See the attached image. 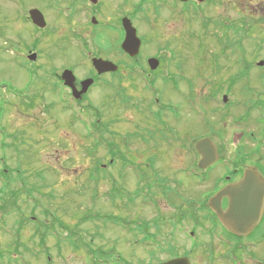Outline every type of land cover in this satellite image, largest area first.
Returning a JSON list of instances; mask_svg holds the SVG:
<instances>
[{
  "label": "rangeland",
  "instance_id": "obj_1",
  "mask_svg": "<svg viewBox=\"0 0 264 264\" xmlns=\"http://www.w3.org/2000/svg\"><path fill=\"white\" fill-rule=\"evenodd\" d=\"M69 1L0 0V174L8 169L7 176L10 177L7 181L0 175V205L5 207L0 211L6 212V215L1 212L0 220V241L4 247L9 243L8 236L24 228L23 223L16 225L17 220L23 219L24 213L28 217L30 212H35L32 211L34 201L40 204L35 212L37 222L33 224L26 220L27 227L23 233L33 235L34 229L41 224L42 235L45 232L49 236L55 226L53 235L59 242L57 235L66 236L70 228L75 229L71 230L72 233H80L83 228L81 219L84 217L97 218L101 214V218L115 216L134 219L129 224L134 227L135 223L149 222V219L155 217L172 218L175 208L182 203L183 192L186 198H210L214 180L212 183L196 184L192 190L195 185L193 178L190 173H186L189 168L199 171L195 168L197 164L194 165L198 160L195 145L204 136L213 137L220 149L222 163L213 168L216 179L224 173L226 164L230 168V160L240 166L246 163L258 164L260 156L264 155V144L260 142L264 137H261L262 127L259 126L264 110H253V107L247 105L263 91L261 79L264 67H257L256 64L264 60V0H209V3L200 6L195 3L185 5L179 0H136L138 14L134 24L138 35L144 40L143 51L149 54V58L160 60L162 69L159 67L155 75L149 77V89L143 79L123 77L117 83V79L108 76L105 82L110 85L106 87L102 82L92 88L87 95L89 101L80 104L71 103L74 98L68 103L70 98L62 86H57L53 92L49 91L47 88H51V83L38 78L35 81L31 75L32 70L41 65L44 67L42 70L34 71L36 77L48 78L47 73L52 68L64 73V68L72 66L77 75L83 77L87 73V64L82 57L79 36L84 38L82 41H86L90 51L102 48L101 53L104 55L125 59L126 56L123 57L116 49L121 37L119 31L101 26L95 28V32L86 31L87 27L81 31L77 29L81 24L90 23V13L94 7L99 8L94 15L102 24L110 21L116 24L119 19L118 7L124 6V2L98 0L95 6L86 0L84 3L87 6H82L79 14L70 18V9L63 14L61 12L69 8ZM33 8L40 9L45 16L49 24L45 29L35 27L29 18V11ZM241 25L246 31L249 30L247 37L243 32L235 36ZM237 38L242 39L243 51L234 46L239 41ZM36 40L38 47H34ZM29 49L38 53L36 62L27 59ZM172 50L175 51V60L171 59L173 54L168 52ZM241 61L246 62L244 67L250 64L253 66L245 74V80L234 84L226 92L228 104H224L220 95L216 106L218 112L208 115L207 124L202 111H196L193 107L194 111L188 108L170 113L165 121L178 131L168 137L167 131L153 115L162 113L161 105L167 102V98L172 99L173 106L176 103L183 105V102L176 99L177 92L173 83L165 87V68L170 67L176 75L185 74L189 79L196 80L191 90H196L197 95L203 99L211 89L217 90L224 79L229 80L230 76L240 74ZM176 63L181 65L180 70L176 69ZM32 83L46 92H31L28 87ZM187 84L184 83L185 90ZM118 85L121 92L117 94ZM246 89L247 92L254 89L256 95H245ZM121 93H125L124 97ZM156 98L161 102L157 103ZM29 99L36 104L34 111L28 109L32 107H27ZM90 104L92 109L87 108ZM224 106L228 107L226 113ZM247 109H251V112ZM245 112L251 115L249 123L243 124L239 118L243 119ZM97 121L108 125L111 131H106L99 146ZM18 126L20 131L11 137L7 128ZM148 128L149 145L133 140L123 146L124 137H128V134L147 137ZM113 144L121 145L124 152L129 149L127 152L135 164L133 168H127L122 185L125 184L132 191L136 190L140 185L136 166L145 169L146 175H149L145 164L149 158L154 157L158 160L156 169L160 176L171 180L170 187H178L174 180H186L182 194L170 193L167 198L161 194L160 188H155L156 205L152 207L142 197L136 200L134 206L126 207L124 202H119L118 206V202H112L111 197L115 194L114 179L121 164L116 162L107 167L106 172L96 171L100 173L97 178L101 181L94 182L91 179L95 180L94 170L98 163L109 165L110 145ZM259 148L262 151L259 152ZM243 151L250 153L252 162L243 163L238 157ZM90 171L92 178L88 180ZM10 173L17 177V181L11 178ZM150 176L154 183L155 176L151 173ZM20 187L31 193L24 194L23 190H17ZM29 187L35 188L37 194L32 193L33 189H27ZM9 192H14V195L11 196ZM171 202L176 204L172 205ZM55 218L60 219L68 229H62L57 222H53ZM101 231L109 234L105 230ZM164 232L168 234L167 228ZM115 233L129 238V232L123 228ZM54 242L56 240L48 238V248L55 250L52 246ZM148 246L149 242H146L140 247L135 246V249L142 251L148 249ZM65 251L61 254L54 251L52 257L57 264H81L77 255L72 256ZM8 256L13 261L19 259L12 254ZM42 258L45 264L47 258L45 255Z\"/></svg>",
  "mask_w": 264,
  "mask_h": 264
},
{
  "label": "flooded vegetation",
  "instance_id": "obj_2",
  "mask_svg": "<svg viewBox=\"0 0 264 264\" xmlns=\"http://www.w3.org/2000/svg\"><path fill=\"white\" fill-rule=\"evenodd\" d=\"M121 2H124V6L119 5L117 12L119 13V19L117 20V23L114 24L111 21L106 22L101 27H104L106 29L110 30H117L120 32V41L118 42V45L116 49L122 53L123 57L126 56L125 59H116L113 57H109V54L104 55L101 53L102 48H99V50H89V47L87 46L86 41H82L84 38L79 36V39H81V49L83 51L82 57L85 58V62L87 64V73L83 77H79L73 69L74 67L71 66V68H64L63 71L67 69L73 70L74 74L76 75L77 81H76V87L78 90L82 89L81 83L85 79H93L94 83L89 88L87 94L83 96L81 100H72V91L69 87H67L63 80H62V74L63 72H60V70L56 71L51 66H48L49 68H52V70L47 73L48 78L43 77H36L37 74L34 73L35 69L42 70L44 67L41 65L35 66V69L32 70V77L36 81L38 78L40 81H47L50 82L51 88H47L49 91L53 92L56 90L57 86H62L67 91V95L70 98V101L68 103H75L80 104L84 101H89L87 98V95H89L92 88H96L99 84L101 85L102 82L105 83V78L108 76L113 77L114 79H117V83L123 80V77L127 79H143L146 81L147 86L146 88L149 89V77L152 75H155L154 72L156 70H151L149 67V54H147L144 50V42L143 45L140 48L139 55L135 58H130L127 54H124V52L121 49V42H122V34L123 33V27H122V18L127 16L131 19L133 25L136 20V13L138 9V3L136 0H120ZM86 0H70L68 2L69 8L71 13L69 15L70 18H75L80 10L82 9V6H87ZM197 4V2H193ZM103 7V2H101ZM120 9V10H119ZM99 11V8H95L91 10V15L95 16L94 13L96 11ZM113 10V9H112ZM47 21V20H46ZM87 24V22H86ZM100 24V23H99ZM98 23L91 25H79L78 31H81L82 29L86 28V31H94L95 28L99 26ZM49 26V24H47ZM135 26V25H134ZM85 31V30H84ZM93 32V33H94ZM142 39V38H141ZM143 41V39H142ZM37 40L35 41L34 47L36 45ZM39 43L37 42V45ZM36 45V47H38ZM77 45V46H81ZM167 51V50H166ZM170 54H173V58L171 59L175 60V51H168ZM37 53L33 50H28V55ZM38 54V53H37ZM113 54V53H110ZM155 55L154 57H156ZM94 58H102L104 60L112 61L113 63L117 64L119 66V69L116 73H105L102 75H99L95 68L93 67V59ZM153 58V57H152ZM168 58V57H167ZM27 64V63H26ZM161 65V62L159 64V67ZM29 66V65H28ZM45 66V65H44ZM158 67V69H159ZM32 68V67H31ZM157 69V70H158ZM162 69V66L160 67V70ZM167 70L166 78L164 79L165 87L171 83L174 84V89L176 90V99L181 100L183 102V105L181 103H176L175 106L171 104V100L167 98V102L163 103V106L161 107V112L156 114V117H161L164 123V129L168 133V137L173 134H176L178 130L173 129V127L169 126L168 122L165 121V119H168L170 117V113L172 112H178L180 110L188 109L190 110L195 109L196 111H202L203 118L207 123L208 121V115L210 113L218 112L217 101L220 95H222V99L226 94V92L229 91L232 87H234L236 84L242 81V79H246L247 76L236 74L232 77L230 76L229 80L224 79L222 82H224L222 85H219L217 87V90L211 89V91L208 93V96L201 99V95H197V91H192L191 89L194 87V81L189 79L188 75L181 74L176 75L173 73L170 69V67L165 68ZM176 69L180 70L181 65L179 63H176ZM62 73V74H61ZM153 73V74H152ZM199 80V79H198ZM154 81V80H153ZM189 81H193V83H188ZM262 86L264 84V76L261 79ZM180 83H183L180 84ZM185 84L186 90H185ZM235 84V85H234ZM104 86V84H103ZM101 87V86H100ZM30 88L31 92H46L45 89L40 86L35 85L34 83L30 84L28 87ZM219 90V91H218ZM121 92V87L118 85L117 88V94ZM222 92H225L222 94ZM247 92V91H246ZM252 93H255L254 91ZM228 96V95H227ZM259 96V97H258ZM257 98L253 101H250L249 104L259 103L263 106L264 109V95L263 91L261 93H258ZM157 103L160 102L159 99L156 98L155 100ZM27 107L29 110H35L36 104L33 100L28 101ZM122 103V102H121ZM193 104V106L191 105ZM67 105V104H66ZM151 106H149V110H151ZM227 106H224L225 113L227 112ZM172 109V112H169L168 110ZM191 111H194V110ZM185 111V110H184ZM155 114L153 115V117ZM206 117V118H205ZM172 118V117H171ZM173 119V118H172ZM241 121H243V124L249 123L248 115L243 116V119L239 118ZM175 122L176 120L173 119ZM247 120V121H246ZM177 123V122H176ZM261 126V137H264V115L261 117V122L259 124ZM20 126L9 129L7 128L8 133H11V137H15L16 131H20ZM10 128H13L11 126ZM146 133L148 134L147 137L143 138H137L134 137L133 134L129 135L128 137H124V143L123 146L129 145L133 140H139L144 142L145 144L149 145V128L146 130ZM214 134V129L212 131ZM98 134L100 135V131H98ZM167 137V138H168ZM208 137V136H204ZM203 137V138H204ZM166 138V139H167ZM211 140L216 145L220 159L219 161L209 167L208 169H202L199 167L201 156L197 153L196 147H195V156L198 158V162L196 161L194 163L197 164L195 168H197L199 171H195L194 169H190L186 171V173H190L191 177L194 181V186L192 187V190L196 186V184L199 183H212V180H214L213 189L210 192V198L205 197L203 199H196V198H186L184 196L185 192L181 191L183 188L186 187V180L177 179L174 180V183L178 186H172L170 187V179L165 176H160L159 171L156 169L157 159L152 157L149 158L147 163L145 164L146 169L149 170V175L147 176V171L145 169H140V166H136L138 173L140 185L136 190H130L128 187L122 185V181L126 177V172L128 171L127 168H133L134 162L131 159L132 157H129L127 151L129 149H126L127 151L124 152L121 149V145L116 144V155L110 159V163L115 165L116 162H119L121 164V167L119 168V172L117 176L114 179V190L115 193H117V197L114 202H124V206L128 207L134 206L136 204L137 196L136 193H138V190L141 189L144 191L149 186V207H152L156 205L155 197L157 194L153 193L155 188H160V190H165L166 192L170 193H181L183 192V197H181V204H179L175 210V214L172 218H159L155 217L154 219H149L147 231L146 234H139L137 233V224L135 223V226H130L132 224V221L134 219H125L121 217H115L114 218H96V219H89L85 217L82 220L83 228L79 231L80 233L71 232V230H75L74 228L69 229V233L66 236H62L61 241L58 242V239L54 238V229H52V233L45 237L43 239L41 234V228L42 225L38 224L37 227L34 229L33 235H27L23 233L25 228L27 227L26 220H29L30 223L34 222L36 223V210L39 208V203L37 201H34V205L32 208V211L30 212L28 217H25V213L23 214V219H18L16 225H24V228H20L18 230L19 232L17 234H14L13 236L9 237V243L4 247L3 243L0 241V264H43V258L42 256L45 255L47 258V261L45 264H57L55 260L53 259L54 251L57 250L58 253L70 252L72 256L77 255V257L80 259L79 262L81 264H165L171 260L174 259H180V260H186L189 262V264H264V211L262 218L258 225H256L249 234L245 236H240L235 233H233L228 227L225 226V224L220 220V218L217 216V214L214 212V210L211 208L210 199L215 196L219 191H221L224 187L235 184L239 182L244 174L245 171L250 167L257 168L259 174L264 178V155L260 156L261 160L258 164H247L241 165L239 163L234 164L233 160H230L229 167L226 165L224 166V173L220 175L217 179L216 176L213 174V168L222 163L221 159V153L218 146V143L214 140L213 137H210ZM103 141V138H99V140ZM165 139V140H166ZM202 139V138H201ZM262 142V145L264 144V140L260 139ZM262 151L261 148L258 149V151ZM259 151V152H260ZM129 157V158H128ZM238 157L243 161V163L246 162H252L253 157L248 152H242L238 154ZM104 170H106L107 165L100 164ZM193 165V164H192ZM187 168V169H188ZM194 170V171H192ZM5 173H9L8 169H4ZM132 171V170H131ZM150 173L155 176L154 183L150 179ZM185 173V172H184ZM88 180H90L91 174L89 172L88 174ZM165 177V178H164ZM11 178L15 179V175H11ZM101 181V179H100ZM125 181V180H124ZM153 183V184H151ZM9 187H6L5 189H8ZM191 188V187H189ZM27 189H33L34 194H37V190L35 188L29 187ZM17 190H23L24 194H30L31 192H27L26 188L25 190L23 188H17ZM32 191V190H30ZM8 192H6L7 194ZM14 193V192H13ZM12 192H9L11 196H13ZM190 193V192H189ZM162 194V192H161ZM9 195V196H10ZM163 195V194H162ZM164 196V195H163ZM166 196V195H165ZM164 196V197H165ZM168 198V197H167ZM122 204V203H121ZM172 205L176 204L174 202H171ZM222 208L223 210L227 211L229 208V199L225 197L222 201ZM5 209V207H1L0 210ZM10 210V209H9ZM7 211V210H6ZM5 213V212H3ZM6 215V213H5ZM0 220L2 221L1 211H0ZM90 220V221H89ZM5 221V219H4ZM129 221V223H128ZM23 223V224H22ZM130 224V225H129ZM130 226V227H129ZM125 229L129 232L128 237H122L121 234L115 233L116 231L120 229ZM167 228V233L164 232V230ZM101 230H105L109 232V234L103 233ZM162 231V232H161ZM11 238V239H10ZM48 238L50 240L54 239L56 242L52 246H54V249L48 248L47 241ZM5 242H7V239H4ZM149 242V248L139 251L135 249V246L140 247L142 244ZM51 247V245H50ZM44 248V251L43 249ZM65 248V249H64ZM12 254L14 257L19 258L18 260H10L9 256ZM166 255L165 257H163Z\"/></svg>",
  "mask_w": 264,
  "mask_h": 264
},
{
  "label": "water",
  "instance_id": "obj_3",
  "mask_svg": "<svg viewBox=\"0 0 264 264\" xmlns=\"http://www.w3.org/2000/svg\"><path fill=\"white\" fill-rule=\"evenodd\" d=\"M96 3L97 0H91ZM183 2L193 0H181ZM205 2L208 0H197ZM30 17L33 23L39 28L46 27L44 15L37 9L30 11ZM123 27L125 29V38L122 43V49L131 57L139 54L141 47V39L137 35L136 28L133 27L131 21L127 18L123 19ZM29 60L36 61L37 54H30ZM93 65L98 74L107 72H116L118 66L110 61L101 58H94ZM149 65L152 70L157 69L159 61L157 59H150ZM258 66H264V60L260 61ZM62 79L66 86H68L76 99H81L88 89L93 84V79H87L82 82V90L76 87V77L71 70H65ZM227 97L224 101L227 102ZM197 151L201 155L200 167L206 169L216 163L219 159L217 148L214 143L205 138L199 141L196 145ZM227 197L229 199V208L224 211L222 208V201ZM211 208L218 215L220 220L233 233L245 236L259 224L264 211V179L257 172L256 168L252 167L246 170L243 179L235 184H231L222 189L213 198L210 199ZM165 264H189L188 261L174 259Z\"/></svg>",
  "mask_w": 264,
  "mask_h": 264
},
{
  "label": "trees",
  "instance_id": "obj_4",
  "mask_svg": "<svg viewBox=\"0 0 264 264\" xmlns=\"http://www.w3.org/2000/svg\"><path fill=\"white\" fill-rule=\"evenodd\" d=\"M243 33L244 34H246V37H247V33L249 32V30L248 31H246L245 30V28L243 27ZM237 33H238V31H237ZM234 46L235 47H240L241 49H242V51H243V44H242V41L241 40H239V41H236V43H234ZM246 64V62H242V70L240 71V74L241 75H245V74H247V73H249L250 71H251V68H252V66H253V64H250L249 66H246V67H244L243 65H245ZM124 94L125 93H121V95L124 97ZM108 125H105V124H103V123H101L100 121H97L96 122V131L98 132V131H100V133L101 132H103V131H108V132H110L109 131V129H108ZM103 128H105V130H103ZM103 130V131H102ZM107 133V132H106ZM98 144V146L100 145L99 143H97ZM110 154L114 157L115 155H116V151H115V149H114V147H111V149H110ZM92 155V154H91ZM1 177H3L4 179H6L7 181H9L10 180V177L9 176H7V173H5V171H3L1 174ZM92 181H94V182H99V178H96L95 180H93V179H91ZM14 181H17V180H14ZM144 191H145V193H146V197H148L149 198V186L146 188V189H144ZM161 192L164 194V195H166V197H168V194H169V192H166L165 190H162L161 189ZM153 193H155V192H153ZM140 194H141V190H139L138 191V193H136V196H140ZM148 198H146V199H148ZM48 215V214H47ZM101 216L100 215H98V217L97 218H100ZM86 218H89V217H85V219ZM53 222H57L58 223V225L62 228V229H68V227L67 226H65V224L64 223H62L61 222V220L60 219H58V218H55L54 219V221ZM56 223V224H57ZM46 225L48 224V223H45ZM147 223H143V224H139V227L141 228V230H146L145 228L147 227ZM53 229H55V226L53 227ZM42 234V233H41ZM46 233L44 232L43 233V235H42V237L45 235ZM59 236L61 237V235L59 234Z\"/></svg>",
  "mask_w": 264,
  "mask_h": 264
}]
</instances>
